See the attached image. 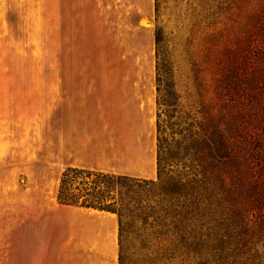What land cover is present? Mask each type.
<instances>
[{"label": "rangeland", "instance_id": "obj_1", "mask_svg": "<svg viewBox=\"0 0 264 264\" xmlns=\"http://www.w3.org/2000/svg\"><path fill=\"white\" fill-rule=\"evenodd\" d=\"M242 4L0 0V264H118L117 215L82 203L117 198L93 174L158 181L157 32L188 107L193 40L227 35Z\"/></svg>", "mask_w": 264, "mask_h": 264}, {"label": "trees", "instance_id": "obj_2", "mask_svg": "<svg viewBox=\"0 0 264 264\" xmlns=\"http://www.w3.org/2000/svg\"><path fill=\"white\" fill-rule=\"evenodd\" d=\"M241 11L227 35L193 40L188 107L157 32L158 181L93 174L117 198L82 203L117 215L118 264H264V0ZM65 183L59 199L74 204Z\"/></svg>", "mask_w": 264, "mask_h": 264}]
</instances>
